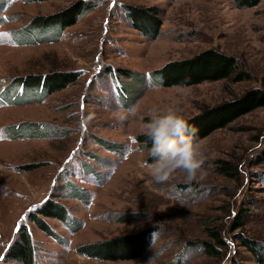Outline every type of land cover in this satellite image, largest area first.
<instances>
[{
  "label": "rangeland",
  "instance_id": "rangeland-1",
  "mask_svg": "<svg viewBox=\"0 0 264 264\" xmlns=\"http://www.w3.org/2000/svg\"><path fill=\"white\" fill-rule=\"evenodd\" d=\"M76 2L83 12L59 40L16 42L34 17ZM131 8L156 15L157 33L144 32ZM209 48L237 56L251 78L162 87L144 76ZM54 70L77 79L42 102L0 104V264H22L8 251L24 228L39 264H264V106L200 140L205 163L191 178L176 170L157 182L136 139L155 109L178 106L187 120L264 90V0L244 8L237 0H0V91L17 77ZM130 104L136 115L125 118ZM24 121L46 134L12 138L8 127ZM222 161L237 171L224 173ZM147 230L144 257L100 260L76 251Z\"/></svg>",
  "mask_w": 264,
  "mask_h": 264
},
{
  "label": "trees",
  "instance_id": "trees-1",
  "mask_svg": "<svg viewBox=\"0 0 264 264\" xmlns=\"http://www.w3.org/2000/svg\"><path fill=\"white\" fill-rule=\"evenodd\" d=\"M260 0H237L238 7H253ZM85 3L76 2L62 12L48 15H38L33 18L30 26L22 28L15 35L18 44H34L47 41L54 42L60 39L62 32L69 26L75 24L83 12ZM142 11V13H140ZM139 13V14H138ZM130 15L138 20L139 27L151 34L157 33L159 26L156 15L149 10L131 8ZM34 29L33 32L31 29ZM29 29V30H27ZM152 80V86L171 87L177 85L190 86L203 82H214L218 80H230L240 82L251 78L247 69H242L237 56L225 53L218 48L205 49L189 58L172 60L166 62L160 68L144 74ZM77 79L76 74L61 70L46 73L27 74L13 80L7 91H0V104H26L28 102H42L54 92L63 90L71 82ZM264 106V90L250 89L243 95L232 100H227L215 106H206L195 116L187 119L189 124L196 129L197 139L200 141L217 129L226 127L228 124L247 114L258 107ZM131 104L129 107L130 108ZM12 138L35 137L45 135L47 128L33 121H24L17 125L8 127ZM138 142L144 143L145 147H151V141L146 134L137 135ZM151 162V157L146 159ZM220 169L226 174H232L231 170L237 168L231 163L222 161ZM54 209L45 214H50L67 223L70 219L68 213H53ZM40 223L42 220L36 218ZM241 222V221H240ZM42 224V223H41ZM150 231L136 234L121 235L100 241L85 243L76 248L77 253L100 260H130L144 257L151 245ZM218 244H223L219 232L212 231ZM207 253H217L215 246L209 242H198ZM252 246V245H251ZM254 247V248H253ZM253 251L259 252L257 244ZM13 261L22 264H39L36 256V246L32 242L27 228H24L20 237L13 243L8 251Z\"/></svg>",
  "mask_w": 264,
  "mask_h": 264
},
{
  "label": "clouds",
  "instance_id": "clouds-1",
  "mask_svg": "<svg viewBox=\"0 0 264 264\" xmlns=\"http://www.w3.org/2000/svg\"><path fill=\"white\" fill-rule=\"evenodd\" d=\"M98 2L102 4L103 0ZM135 115L136 108L132 106L126 110L125 118ZM144 128L151 141L148 149L151 162H146L145 167L157 182L166 180L176 170L186 172L191 178L204 165L203 148L196 129L178 106L153 110Z\"/></svg>",
  "mask_w": 264,
  "mask_h": 264
},
{
  "label": "snow or ice",
  "instance_id": "snow-or-ice-1",
  "mask_svg": "<svg viewBox=\"0 0 264 264\" xmlns=\"http://www.w3.org/2000/svg\"><path fill=\"white\" fill-rule=\"evenodd\" d=\"M0 259H2V257H0Z\"/></svg>",
  "mask_w": 264,
  "mask_h": 264
}]
</instances>
